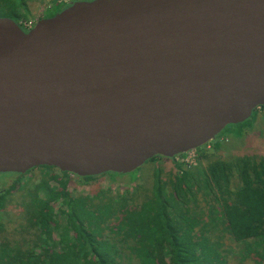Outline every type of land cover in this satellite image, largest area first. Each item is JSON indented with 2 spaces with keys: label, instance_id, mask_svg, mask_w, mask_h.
Returning <instances> with one entry per match:
<instances>
[{
  "label": "water",
  "instance_id": "95a60500",
  "mask_svg": "<svg viewBox=\"0 0 264 264\" xmlns=\"http://www.w3.org/2000/svg\"><path fill=\"white\" fill-rule=\"evenodd\" d=\"M264 107V0L77 1L0 18V174H130Z\"/></svg>",
  "mask_w": 264,
  "mask_h": 264
},
{
  "label": "trees",
  "instance_id": "16d2710c",
  "mask_svg": "<svg viewBox=\"0 0 264 264\" xmlns=\"http://www.w3.org/2000/svg\"><path fill=\"white\" fill-rule=\"evenodd\" d=\"M37 1L0 0V12L19 24L21 11L28 15L29 3ZM51 1L45 18L70 6ZM257 117L258 110L249 121L228 126L210 143L214 152L210 145L198 149L196 167L177 162L184 155L148 161L159 165L151 183L138 181L141 173L151 177L145 165L130 174L88 178L52 167L0 174L11 178L0 190V264H227L221 254L226 236L241 261L264 264V155L212 157L229 136L244 137ZM36 171L41 180L34 185ZM124 175L136 191L94 184L117 183ZM75 181L96 188L76 194ZM18 199L22 204L9 208Z\"/></svg>",
  "mask_w": 264,
  "mask_h": 264
},
{
  "label": "rangeland",
  "instance_id": "374dc122",
  "mask_svg": "<svg viewBox=\"0 0 264 264\" xmlns=\"http://www.w3.org/2000/svg\"><path fill=\"white\" fill-rule=\"evenodd\" d=\"M79 0H57L56 4H61V5H70L71 3L77 2ZM55 4L51 0H41L37 1L34 3H29L30 7V13L26 15L23 11H21V14L25 17H22L20 20L21 24H27V23H34L36 24L38 21L41 19L48 17L47 11L50 10L51 8L54 7ZM8 15L3 13L2 11L0 12V18H7ZM220 136V135H219ZM218 136V137H219ZM217 137V138H218ZM223 137H228L227 134H224ZM230 140L226 143H220L222 145L220 152L212 153V157L214 159H225V160H230L234 157L243 155V154H248V153H258L264 155V109H258V117L255 120L254 124L252 127L248 128L246 131V134L244 137L241 139L235 137V136H229ZM227 139V138H226ZM217 142L219 141L216 139ZM222 141V139H220ZM210 146L207 148V150L212 149V144H209ZM208 146V145H207ZM206 147V146H205ZM214 152V150H211ZM177 162H182V164H185L186 166H191V167H196L197 164L199 163L198 161V153L196 151H192L186 155H184V158H177ZM150 163H146L144 167V172L146 174H150V178L146 176H142V173L139 175V182L144 181L146 183H151L152 182V172L155 168V166H159L158 164L154 163L153 165H149ZM33 175V172H30L27 174L26 178L29 179ZM9 175H0V190L8 188L10 185L11 178L7 177ZM129 175H124L121 178L117 179V183H109L107 180L103 179L102 181L94 182L100 185H103L104 187H109L111 185V188L114 189V191H131L134 192L136 191V186L135 184L129 183ZM25 178V179H26ZM41 174L40 172L36 171L35 172V177H34V185L40 183ZM148 181V182H147ZM93 184V185H94ZM93 185L91 186H84L81 184L79 181L74 182V187L78 188L75 193H83V192H90L93 190L94 187ZM18 193H14V196L16 197ZM78 196V195H77ZM18 202L19 204H22V201L20 199L18 200H12L9 204V208H13L15 203ZM223 245V248L221 249V254L224 257H227V264H254L256 262L253 261H246L243 262L241 261V258L237 257L234 254L233 248L235 244H233L229 237H224L223 240H221ZM233 251V252H232ZM238 255V253H237Z\"/></svg>",
  "mask_w": 264,
  "mask_h": 264
},
{
  "label": "built area",
  "instance_id": "2783aa9c",
  "mask_svg": "<svg viewBox=\"0 0 264 264\" xmlns=\"http://www.w3.org/2000/svg\"><path fill=\"white\" fill-rule=\"evenodd\" d=\"M21 25H22V27H23L24 29H26L27 31H28V30H31V29L35 26V24L32 23V22L27 23V24H21Z\"/></svg>",
  "mask_w": 264,
  "mask_h": 264
}]
</instances>
